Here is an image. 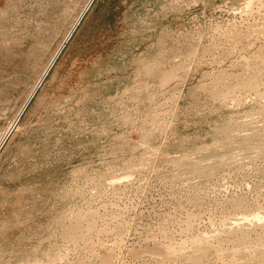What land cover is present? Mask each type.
Returning a JSON list of instances; mask_svg holds the SVG:
<instances>
[{
	"label": "rangeland",
	"instance_id": "rangeland-1",
	"mask_svg": "<svg viewBox=\"0 0 264 264\" xmlns=\"http://www.w3.org/2000/svg\"><path fill=\"white\" fill-rule=\"evenodd\" d=\"M0 264H264V0H0Z\"/></svg>",
	"mask_w": 264,
	"mask_h": 264
}]
</instances>
